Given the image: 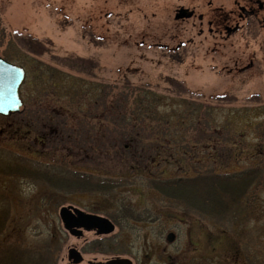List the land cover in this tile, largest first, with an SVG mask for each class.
<instances>
[{
    "label": "rangeland",
    "instance_id": "1",
    "mask_svg": "<svg viewBox=\"0 0 264 264\" xmlns=\"http://www.w3.org/2000/svg\"><path fill=\"white\" fill-rule=\"evenodd\" d=\"M250 4L0 0V57L26 73L20 109L0 115V170L41 161L121 181L108 192H67L0 172L9 236L30 243L51 233L57 264H69L70 246L81 252L79 264L113 256L264 264V32L239 10ZM26 34L52 44L33 52L19 43ZM251 169L256 179L238 207L219 217L170 201L148 182ZM62 205L112 215L114 230L73 236L59 218Z\"/></svg>",
    "mask_w": 264,
    "mask_h": 264
},
{
    "label": "trees",
    "instance_id": "2",
    "mask_svg": "<svg viewBox=\"0 0 264 264\" xmlns=\"http://www.w3.org/2000/svg\"><path fill=\"white\" fill-rule=\"evenodd\" d=\"M18 40L21 45L36 53L48 50L49 45L52 44L48 37L38 39L27 34L18 36ZM164 79L169 83H174V80L169 76H165ZM113 100L115 99H112V103ZM122 107L126 108L125 105ZM54 124L53 126L58 128V123ZM25 162L16 167L13 166L14 171L6 169V171L0 170V172L15 175L21 173L20 175L23 176L36 177L67 192H108L121 183L119 177H100L88 171L70 170L71 173H69L61 166H52L50 163H38L39 165H34V167ZM6 166L8 168L11 165L7 164ZM256 176L255 169L226 173L209 171L173 179L149 178L148 182L152 188L158 190L170 201L210 216L219 217L232 213L233 209L238 207ZM0 200L5 201V199ZM0 204H2L0 206V264H57L60 247L59 245L55 246L51 240L53 235L50 233L46 240L43 238L30 243L24 242L19 236L11 238L5 227L9 207L5 203ZM111 219L116 221L112 215ZM105 247L108 248L106 245ZM110 249L114 248L110 247Z\"/></svg>",
    "mask_w": 264,
    "mask_h": 264
},
{
    "label": "water",
    "instance_id": "3",
    "mask_svg": "<svg viewBox=\"0 0 264 264\" xmlns=\"http://www.w3.org/2000/svg\"><path fill=\"white\" fill-rule=\"evenodd\" d=\"M25 80V70L21 65L9 62L0 57V114L19 110L22 105L20 87ZM58 215L62 221L63 227L71 235L79 236L82 229H95L98 234H106L114 229L113 223L105 216L84 212L73 206H61ZM175 237L173 231L165 234L166 241H172ZM67 258L73 263L82 259L80 252L75 247L67 249ZM93 264H131V261L125 257H112L106 261Z\"/></svg>",
    "mask_w": 264,
    "mask_h": 264
},
{
    "label": "flooded vegetation",
    "instance_id": "4",
    "mask_svg": "<svg viewBox=\"0 0 264 264\" xmlns=\"http://www.w3.org/2000/svg\"><path fill=\"white\" fill-rule=\"evenodd\" d=\"M248 1H250V2H253L254 4H256V8L257 9H255L253 6H254V4H250L249 6H252V7H248V8H245L244 6H240L239 7V10L240 11H242L243 13H248V14H250V15H253V16H255L257 19H258V21L257 22H259V28L264 32V17H260L259 15H258V10H260L262 7H264L263 5H262V3L259 1V0H248ZM218 16H221L220 18L218 17V20H222V15H218ZM105 260H98V261H94V260H92V261H87V263L88 264H93V263H97V262H100V263H102V262H104ZM80 263V262H79ZM78 263V264H79Z\"/></svg>",
    "mask_w": 264,
    "mask_h": 264
}]
</instances>
